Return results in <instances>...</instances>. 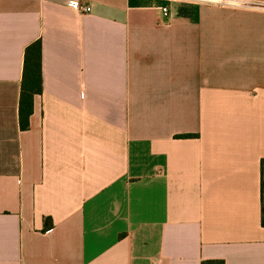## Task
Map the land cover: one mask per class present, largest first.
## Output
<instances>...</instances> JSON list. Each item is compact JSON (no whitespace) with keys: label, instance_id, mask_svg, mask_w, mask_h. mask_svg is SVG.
<instances>
[{"label":"crops","instance_id":"obj_1","mask_svg":"<svg viewBox=\"0 0 264 264\" xmlns=\"http://www.w3.org/2000/svg\"><path fill=\"white\" fill-rule=\"evenodd\" d=\"M263 160L264 0H0V264H264Z\"/></svg>","mask_w":264,"mask_h":264},{"label":"trees","instance_id":"obj_2","mask_svg":"<svg viewBox=\"0 0 264 264\" xmlns=\"http://www.w3.org/2000/svg\"><path fill=\"white\" fill-rule=\"evenodd\" d=\"M43 51L42 42L37 41L31 44L25 51L24 69L21 83V94L19 104L20 125L23 130L29 128L30 117L34 110V98L43 93ZM190 136H182L187 138ZM262 187L264 190V160L262 161ZM264 226V209L262 216ZM202 264H224L220 261L204 262Z\"/></svg>","mask_w":264,"mask_h":264},{"label":"built area","instance_id":"obj_3","mask_svg":"<svg viewBox=\"0 0 264 264\" xmlns=\"http://www.w3.org/2000/svg\"><path fill=\"white\" fill-rule=\"evenodd\" d=\"M169 2H191V1H195V0H166ZM70 8L74 11L80 12V13H90L91 12V8L89 6L86 5H81V4H73L70 5ZM163 13L165 15H168V8H163Z\"/></svg>","mask_w":264,"mask_h":264}]
</instances>
